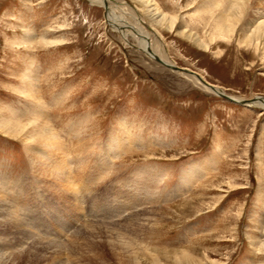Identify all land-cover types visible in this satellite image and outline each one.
<instances>
[{
    "label": "rangeland",
    "instance_id": "374dc122",
    "mask_svg": "<svg viewBox=\"0 0 264 264\" xmlns=\"http://www.w3.org/2000/svg\"><path fill=\"white\" fill-rule=\"evenodd\" d=\"M153 1L177 16L178 26L156 31L139 3L112 0L119 16L123 10L143 20L149 43L173 65L234 99L264 97V37L246 44L242 31L257 8L264 10V0H252L245 21L229 28L226 39L216 18L220 11L206 9L209 0ZM184 75L113 30L106 10L89 0H0V123L28 124L42 115L64 156L46 143L27 145L0 131V199L26 235L64 244L65 264H76L71 244L84 243L88 234L82 231L95 226L105 234L93 240L95 251L83 245V257L89 255L91 264H119L103 236L127 234V221L136 216L134 224L143 225L136 245L165 264L185 252L204 264L264 263V110L226 101ZM118 143L122 147L110 149ZM44 156L61 159L69 177L96 170V197L123 195L124 210L112 217L92 214L91 195L84 211H76V202L63 200L46 173L50 168L41 166ZM103 158L110 167L101 174ZM203 165V177L191 174ZM149 184L157 201L129 210L148 200ZM3 238L0 245L10 243ZM9 250L1 253H14ZM98 253L104 258L91 262Z\"/></svg>",
    "mask_w": 264,
    "mask_h": 264
},
{
    "label": "bare ground",
    "instance_id": "6f19581e",
    "mask_svg": "<svg viewBox=\"0 0 264 264\" xmlns=\"http://www.w3.org/2000/svg\"><path fill=\"white\" fill-rule=\"evenodd\" d=\"M89 1L92 5L103 7L106 10V19H107L109 25H111V28L113 30L121 31L126 38H130L132 36L135 39V41L138 42L139 48H141V50L144 53H147L149 57H150V55L148 53V50L151 52L152 56H157L166 64L173 65L171 62H169V60H167L166 57H164L160 54L161 50H160V53L157 52L156 47H153L152 44L149 43V40H150L149 34L145 30H143L142 25H141L143 20L141 21V19L138 17L135 18L136 19L135 20L130 12H123V10H121L122 14H121V16H119L117 14L118 12L116 11V8L113 5L112 0H89ZM134 1L141 5L146 21H148L152 26L154 25L155 30L157 29L160 32H161V29L173 30L174 26L177 25V20H178L177 18L178 17L177 16H168V15L164 14L163 12H161L160 8L158 7V4L156 2H154L153 0H134ZM251 3H252V0H209V4L206 6V9L211 8L212 11H214V10L220 11V13L217 15L216 18H217V22H219V24H220L221 35L224 36V38L226 39L228 36V33L230 32L229 28L233 27V30H234L238 24L241 25V23L243 21H245L244 19H245V16H247V14L251 8ZM121 9H122V7H121ZM254 14H255V17L246 24V26H245L246 28H243V30L241 29L243 31L244 43H246V44L251 43L256 38H257V40H260L261 38L264 37V10L260 13L259 9L257 8V10L255 11ZM131 21H132V23H131ZM234 23L236 25H234ZM182 25L183 24L181 23L180 26H182ZM179 28L181 29L182 27H179ZM179 33H180V35L187 36L188 39H193V35L189 34L190 32L187 33V32H181L180 31ZM42 42H43V38H42ZM43 43H44V45L49 44L47 42H43ZM202 43L200 44V46L207 48L206 44H202ZM173 66H175V65H173ZM191 72H193V71H191ZM182 74H184V73H182ZM187 75L188 74H185L184 76H186L189 79H192L194 82L196 81L195 83L198 84L200 82L197 78H195L191 75H189V76H187ZM202 79H203V77H202ZM206 83H208V82H206ZM208 90L210 91V89H208ZM217 90L219 91L220 89L217 88ZM31 91L33 92V90H31ZM210 92H212V91H210ZM235 100H239V99H235ZM255 107H260L264 110V102L255 104ZM41 116L42 115H40L39 117L36 116L37 120L32 122V123L29 122L28 124H24V123H21L19 121H15L16 119L15 120H7L6 119L5 121H2L0 123V131H2L3 134L5 133L6 135H9V137L11 136V137L16 138V140L17 139L21 140V142H24L27 145H31L33 143H37V144L40 143V146H41L42 143H46L48 146L54 147L53 149L55 150V153L52 152L54 155H56L59 158L64 157L61 155V153H63V152L60 153V149H61L59 147L60 145L54 141V136L52 134L53 132H51L49 124L46 122L47 120L45 121L44 119H42ZM117 146L122 147V143H118L117 145H111L110 149L115 150V148ZM34 150H36V149H34ZM47 154H48V151H47ZM44 158H45V161L40 162V160H39L38 162L41 163L42 167H45L46 169L50 168L49 171L46 173L49 174L48 176L50 178L51 177L54 178L53 181H55L58 184V186H60L59 188L61 190V193L63 192L62 193V199L68 203L76 202L75 210L76 211L78 210L77 209V206H78L79 211L83 212L84 208H85V203L86 202L88 203L87 200H88L89 196L91 197V195H94L96 197V194L98 193V191H97L98 185H96L97 184V183H95L96 181L91 179V178H93L92 176H94L96 170H94V171L88 170L87 171L88 173L85 172L84 176L82 175V177H81V175H79V177H80L79 179H77L71 175L74 179H77L78 181H80L81 179H82V181H83V179L85 180L83 182L82 181L78 182V181L72 179L71 176L69 177V175H70L69 172L65 173L66 172L65 168H61L62 165H65V167H67L66 164H64V162H62L61 159L60 160L56 159L54 156V160L48 161V160H46V156H44ZM103 160L106 163L104 164V167H103L104 171L102 170L100 172L101 174H104V172H106L107 168L109 169V167H110L108 164V161H107L108 159L105 161V158H103ZM203 169L207 170V167L203 165L201 167V169H196V170L193 169L191 171V174L193 176L194 175L199 176L201 174V177H203L202 176V172H203L202 170ZM75 176L77 177L78 175L75 174ZM39 178L41 179L42 176L41 177L39 176ZM199 178H200V176H199ZM42 180H44V178ZM44 183H46V182H44ZM46 184H48V183H46ZM54 185H56V184H54ZM57 190H59V189L57 188ZM118 193H119V190L116 192L115 196ZM156 194H157L156 187L149 184V198H148V200L143 202L141 205L136 206V207L129 209V210H136L138 208L146 206L149 203L156 202L157 201V199L155 198ZM108 198H110V197L107 196V194L102 196V197H98V198L96 197L95 198L96 200L93 202V204L91 202V204L94 206L93 207L91 205V207H90L91 212H93L92 214H95V212L99 213V211H100L101 214L104 213L106 215H111V217H112V214L120 213L121 211L124 210L123 208L119 209L123 205V201H119V200H122V198H124L123 195L116 197L117 199L113 197L115 200H112V201H109ZM118 202H119L118 209L110 207L111 206L110 204L118 203ZM105 203H106V206H104ZM4 204H3L2 200L0 199V239H4L3 237H5L8 239V241L10 243H8L7 240H4L7 243H4V241H3V243L0 245V264H16V263L65 264L66 255L64 253V247H66V246L64 244L61 245L62 243L59 242L60 241L59 239H58L59 240L58 242L60 244H52V242L50 243V241L49 242H46V241L44 242L43 240L42 241H36V240H34L35 237L32 238V237L26 235V233L23 230V227H21V224L16 220L17 218L15 219V217H13L15 215L12 216L10 211L8 210V207L6 206L7 207L6 208ZM107 204L109 205V208H106V207H108ZM189 204H191V203H189ZM189 204L187 203V205H189ZM192 204H193V200H192ZM194 208H195V204H194L192 211H194ZM120 215H119V217H120ZM138 219H139V217L132 216L128 220L129 222L127 221V223H128L127 225L129 227L126 228L125 232H127L128 235L123 234V233H118V232H116L117 234H113L112 232L111 233L107 232V236H103V238H104L103 242H106V244L107 243L109 244L108 250L111 252L112 256L115 259H117V262L119 264H146V262H150L151 264H165L164 259L156 256L154 254V252H151L147 246L139 245V244L136 245L135 239H137V237H136L137 231L139 229H141L143 226L140 223H138V225L134 224V221L135 220L138 221ZM41 225H43V224H41ZM125 225H126V223H124L121 226H125ZM131 226L133 227L132 229L130 228ZM95 231H96L95 226H93V227L87 226L82 231L83 233L86 232L88 234V238H84L85 242L84 243H81V242L78 243V242L73 241L72 242L73 244H71L73 246V248H72L70 255H69V250L66 251V252H68L69 256L72 255V257H73L72 259H74V263H76V264H91L87 261L88 260L87 256H89V255L83 257V255L85 254V250L88 249L87 251H89V248H90V249L95 251L96 247L98 248V246H96L97 244H95V242H93V240L99 238V236L102 237V235L105 234V233H100V232L97 233ZM82 232H81V235H83ZM38 239H40V238H38ZM75 240H77V239H75ZM80 240H82V239H80ZM83 245L86 249L83 247ZM7 246L10 248L9 252L14 250L13 251L14 253H12V252H11V254L10 253L9 254L8 253H1L2 249L7 248ZM259 250L261 252H264V242L259 247ZM75 253H76V255H75ZM179 253H183V252H179ZM179 253H176L175 255L178 256L177 254H179ZM92 254H93V252H92ZM92 254H90V255H92ZM193 254H195L197 256L196 253L185 252L182 254V257H180L182 260H180L179 257H175V258L173 257V260L175 261V264H204L203 260H201L200 258H196V256ZM95 255H97V256H92L91 260L89 259L91 262L98 261V259L96 260L97 257L99 258V260H102L104 258L103 254L98 253ZM72 262H73V260H72Z\"/></svg>",
    "mask_w": 264,
    "mask_h": 264
},
{
    "label": "water",
    "instance_id": "95a60500",
    "mask_svg": "<svg viewBox=\"0 0 264 264\" xmlns=\"http://www.w3.org/2000/svg\"><path fill=\"white\" fill-rule=\"evenodd\" d=\"M148 53H149L150 57H152V59H154L156 62H158L162 66H164V67H166V68H168L174 72L188 74V75H191V76L197 78L205 87L210 89V91H212L214 94H216L217 96L221 97L222 99H224L226 101H229L231 103H234V104H237L240 106H246V107H255V104L264 102V97H255V98L249 99V100H235V99H233V97L227 95L222 89L218 91L217 88L214 87V85H210V84L206 83L199 74H197L195 72H191L187 69H184V68H181L178 66L168 65L165 62H163L159 57L152 56V54L149 50H148Z\"/></svg>",
    "mask_w": 264,
    "mask_h": 264
}]
</instances>
